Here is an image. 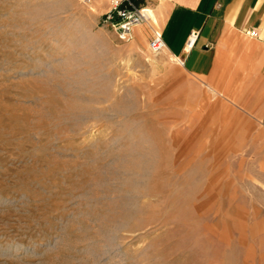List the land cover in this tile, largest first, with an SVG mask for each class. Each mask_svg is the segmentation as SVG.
I'll return each mask as SVG.
<instances>
[{
  "label": "rangeland",
  "instance_id": "rangeland-1",
  "mask_svg": "<svg viewBox=\"0 0 264 264\" xmlns=\"http://www.w3.org/2000/svg\"><path fill=\"white\" fill-rule=\"evenodd\" d=\"M111 9L0 0V264H264L251 98Z\"/></svg>",
  "mask_w": 264,
  "mask_h": 264
},
{
  "label": "crops",
  "instance_id": "crops-1",
  "mask_svg": "<svg viewBox=\"0 0 264 264\" xmlns=\"http://www.w3.org/2000/svg\"><path fill=\"white\" fill-rule=\"evenodd\" d=\"M148 1L155 2L145 7L148 22L159 19L156 34H162L166 53L227 96L250 97V110L264 126V0ZM192 32L197 38L189 46Z\"/></svg>",
  "mask_w": 264,
  "mask_h": 264
},
{
  "label": "built area",
  "instance_id": "built-area-1",
  "mask_svg": "<svg viewBox=\"0 0 264 264\" xmlns=\"http://www.w3.org/2000/svg\"><path fill=\"white\" fill-rule=\"evenodd\" d=\"M139 1L145 0H112V9L107 15L106 22L112 24L125 40L131 36L135 26L144 23L148 18L147 8L140 6ZM115 16L119 19L117 23H114ZM250 35L256 36L257 33L253 30ZM196 38L197 33L192 32L189 38V46L194 44ZM150 48L153 52L165 49V42L161 33L155 34L150 42Z\"/></svg>",
  "mask_w": 264,
  "mask_h": 264
},
{
  "label": "bare ground",
  "instance_id": "bare-ground-1",
  "mask_svg": "<svg viewBox=\"0 0 264 264\" xmlns=\"http://www.w3.org/2000/svg\"><path fill=\"white\" fill-rule=\"evenodd\" d=\"M109 2H111V0H109ZM96 4H97L98 7H103L104 0H96ZM149 18H150V16H148V18L146 20L147 22L149 21Z\"/></svg>",
  "mask_w": 264,
  "mask_h": 264
}]
</instances>
